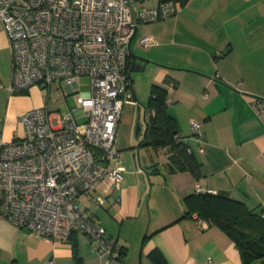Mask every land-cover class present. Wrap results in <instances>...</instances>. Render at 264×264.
<instances>
[{
    "label": "crops",
    "instance_id": "0c3cea01",
    "mask_svg": "<svg viewBox=\"0 0 264 264\" xmlns=\"http://www.w3.org/2000/svg\"><path fill=\"white\" fill-rule=\"evenodd\" d=\"M133 1L135 7H155L159 0ZM162 20H167V29L161 37L151 35L155 43L145 48L138 42L150 59L173 67L154 64L148 98L152 84L166 89L167 111L181 136L195 134L192 119L200 123L203 142L190 141L197 175L173 169L175 151L168 146L150 153L148 147H140L149 159L141 154L149 182L145 191H140V169L133 161V166L123 164L119 187L104 181L93 190L94 195L105 197L103 205L84 204L124 249L122 258L100 257L81 231L63 242H53L28 235L25 228L0 216V264H45L49 260L51 264H155L149 256L153 249L166 264H207V257L212 264H243L234 242L220 227L206 220L199 225L196 214L185 215L184 198L199 184L264 215V0H188L175 15ZM153 22L157 21L141 24ZM11 63L0 21L3 142L23 136L22 118L28 109L46 105L48 111L57 113L50 107L73 93L58 82L48 91L32 85L24 92H10ZM137 103H129L133 122ZM68 112L77 122L84 119L77 106ZM120 126L121 119L116 142L121 150L132 144L126 137V125ZM144 127L143 122L142 132Z\"/></svg>",
    "mask_w": 264,
    "mask_h": 264
},
{
    "label": "built area",
    "instance_id": "2783aa9c",
    "mask_svg": "<svg viewBox=\"0 0 264 264\" xmlns=\"http://www.w3.org/2000/svg\"><path fill=\"white\" fill-rule=\"evenodd\" d=\"M183 1L135 7L133 0H0L12 58L10 92L32 85L48 91L58 82L75 93L81 77L90 82L76 97L81 122L70 112L34 107L22 118L23 136L0 141V216L53 242L81 231L100 257L119 259L121 246L84 204L103 205L105 197L93 190L104 181L119 187L124 171L116 142L124 105L136 104L127 73L130 37L141 23L175 15ZM139 43L146 48L155 40L144 35ZM191 126L195 134L176 136L188 151L190 141L203 142L200 123L192 119ZM195 191L215 192L199 184Z\"/></svg>",
    "mask_w": 264,
    "mask_h": 264
},
{
    "label": "trees",
    "instance_id": "16d2710c",
    "mask_svg": "<svg viewBox=\"0 0 264 264\" xmlns=\"http://www.w3.org/2000/svg\"><path fill=\"white\" fill-rule=\"evenodd\" d=\"M24 91L25 89L20 92ZM144 104L147 127L139 145L152 150L168 146L175 151V154L171 155L173 169L189 170L197 175L198 163L190 143L191 151H188V146L176 137L179 133L175 119L167 111L166 89L152 84L148 101ZM184 201L185 215L196 214L204 221L220 227L231 238L243 264H259L264 261V215L249 209L244 202L223 192L198 193L194 188L193 193L186 195ZM75 233L76 231H73L70 238ZM123 256L124 249L121 247L119 258ZM149 256L155 264H166L162 254L156 249L151 250Z\"/></svg>",
    "mask_w": 264,
    "mask_h": 264
},
{
    "label": "rangeland",
    "instance_id": "374dc122",
    "mask_svg": "<svg viewBox=\"0 0 264 264\" xmlns=\"http://www.w3.org/2000/svg\"><path fill=\"white\" fill-rule=\"evenodd\" d=\"M157 22H153V23H149V24H140L138 26V30L137 33L135 35V37L133 38L131 45H130V49L131 52L133 54H138L141 56H144L146 58H149L148 56H146V51L138 44L139 39L142 35L144 34H150L156 37H161L162 33H163V29H167V20H156ZM152 61H154V63H149L148 66H146L142 71H132L131 72V78L133 79L134 82V86L136 89L135 90V94H136V98L138 103H142L144 104L148 98V94H149V87L150 84L152 83V78H153V73L155 71L154 68V64L160 63L159 61H156L154 59H151ZM162 64V63H160ZM133 86V84H132ZM77 92L75 93H69L66 96V101L65 102H61L58 103L54 106L50 107V110H54L59 114H64L66 112L69 111V109H73L77 106V101H76V97L79 93L83 92V91H89L90 90V82H89V78L86 76H83L80 78L79 80V86L76 88ZM131 108V109H130ZM137 120V119H136ZM136 120L133 122V106L129 103H126L124 105V109H123V113L121 116V126L120 129L123 126L126 125L125 127V132H126V137L128 139L129 142H131V144L133 145V142L136 143L137 138L134 135V131H135V125H136ZM52 124L56 125L57 124V118L53 117L52 118ZM141 125H143V122L141 121ZM124 132V131H123ZM142 136V131L139 137ZM132 145H128L127 147L122 148L120 151L121 154V158H122V163L125 166H133V163L136 161L135 158L133 157V154L136 152V148L133 150V146ZM148 151L150 153V151L152 152L153 150L151 148H148ZM147 151V153H148ZM141 154H143L144 158L146 157L147 161H149V159L146 156V152L144 151V149L142 150V152L140 151V159L142 162V156ZM125 157H126V162H125ZM134 161V162H133ZM138 176V173H137ZM87 204V203H85ZM102 208V207H101Z\"/></svg>",
    "mask_w": 264,
    "mask_h": 264
},
{
    "label": "water",
    "instance_id": "95a60500",
    "mask_svg": "<svg viewBox=\"0 0 264 264\" xmlns=\"http://www.w3.org/2000/svg\"><path fill=\"white\" fill-rule=\"evenodd\" d=\"M137 30H138V26L135 27V30H134L132 36L130 37L129 45H128L129 52H130V65H129V68H128V76H129L130 82H131V91L133 93V97L136 100H137L136 94H135V91H134L133 86H132L133 79L131 78V72L132 71H142L147 63H151V62L154 63V61H152L149 58H146V57L138 55V54H133L131 52L130 45H131V42H132L133 38L135 37V35L137 33ZM157 64L162 65L164 67L173 68V67H170V66H167V65H164V64H160V63H157ZM222 84H225V83L222 82ZM145 110H146L145 104L137 103V120H136L134 135L138 139V141H137V146H136L137 147L136 148V152L133 154V157L136 160L135 161V167L140 169L138 171V177L140 179V191L141 192H144L145 189H146V186H149V182L147 180L148 177H147V174H146L147 170L144 167V161L141 162L140 151H139V148L143 147V146L139 145V141H140V139H142L145 136L146 127H147V125L145 123ZM141 121L144 122L145 127L143 129L142 136L140 138L139 136H140V133L142 131ZM145 159H146V157H145Z\"/></svg>",
    "mask_w": 264,
    "mask_h": 264
},
{
    "label": "flooded vegetation",
    "instance_id": "af4514ba",
    "mask_svg": "<svg viewBox=\"0 0 264 264\" xmlns=\"http://www.w3.org/2000/svg\"><path fill=\"white\" fill-rule=\"evenodd\" d=\"M130 65V58H129V63H128V66Z\"/></svg>",
    "mask_w": 264,
    "mask_h": 264
}]
</instances>
